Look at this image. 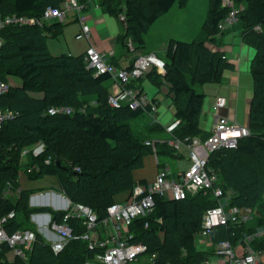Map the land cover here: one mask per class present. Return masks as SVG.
Here are the masks:
<instances>
[{
	"label": "trees",
	"instance_id": "1",
	"mask_svg": "<svg viewBox=\"0 0 264 264\" xmlns=\"http://www.w3.org/2000/svg\"><path fill=\"white\" fill-rule=\"evenodd\" d=\"M64 1L0 0V14L40 18L47 7L59 8ZM186 1L100 0L99 6L122 25L123 35L118 41L130 53H136L145 48L144 37L153 24L176 3L182 7ZM211 1L208 19L199 37L191 42L170 40L162 58L163 73L151 67V71L143 75L157 89L168 84L176 100L174 116L178 124L171 131L172 140L190 142L200 138L205 141L209 137L199 129L204 96L195 92V86L218 84L223 73L233 69L224 56L207 46L223 34L218 25L228 13L221 0ZM232 1L242 10L231 27L236 26L241 32L242 43L254 50L249 68L253 86L247 112L249 135L241 139L235 149L211 152L206 166L217 177L216 185L224 194L223 203L229 208L251 211L264 195V0ZM79 3L85 6L88 0H79ZM119 15H124L123 21L119 20ZM44 30L56 37L61 34L62 27L57 22L42 29L8 26L0 30L3 40L0 81L6 84L9 78L20 81L19 86H9L8 91L0 95V109L17 114L0 128V219L14 214L3 225L7 234L19 230L35 234L31 248L24 252L25 261L16 258L8 263L5 253L10 250L2 245L0 264H83L94 256L82 240L69 241L55 255L30 222L34 214H49L52 221L60 222L67 211L30 207L29 197L33 190H21L14 199L6 197V189L18 188L23 150L43 145L42 152L37 156L29 154L30 162L23 166L29 180L53 175L57 189L71 205L90 208L98 220L106 217L110 205L118 203L117 197L132 194L139 184L134 173L143 168L147 154H154L161 162L160 158L173 156L174 151L167 143L145 145V139L135 134L130 122L144 115L146 110H131L127 104L111 108L107 103L111 94L106 86L109 76H96L86 67L84 55H51ZM142 77L122 88L142 95L139 87ZM31 93H41L42 97L34 98ZM90 100H94V107L88 103ZM62 108L70 109L71 114H48L50 109ZM174 157L178 158V153ZM48 159L50 163L46 165ZM154 204L147 217L135 219L130 226L133 241L146 247V256L155 255V264L205 263L213 252L197 251L194 235L201 229L204 213L218 204L212 194L200 191L180 201L154 196ZM145 222L149 224L147 229L143 228ZM68 225L74 236L85 233L80 220L69 219ZM256 227L253 221L229 222L212 228L209 239L213 246L227 241L247 247L244 237L253 236ZM249 249L264 256V238L251 239ZM259 264H264V260Z\"/></svg>",
	"mask_w": 264,
	"mask_h": 264
},
{
	"label": "built area",
	"instance_id": "2",
	"mask_svg": "<svg viewBox=\"0 0 264 264\" xmlns=\"http://www.w3.org/2000/svg\"><path fill=\"white\" fill-rule=\"evenodd\" d=\"M93 0H88L85 6L79 3V0H65L59 8L47 7L40 18L19 16L16 14L1 15L0 14V30L8 26H37L45 27V23L55 20L63 22L69 12H80L88 7ZM223 7L228 8L226 19L218 25L219 30L223 31L228 27L236 24L237 15L242 7L234 5L232 0H221ZM81 32L76 39L85 37L91 39L89 28L84 25L80 16ZM119 20H124V15H119ZM46 35V33L44 34ZM3 44L0 38V48ZM130 50L132 45L129 44ZM83 61L88 69L93 70L96 76L108 75L113 85V91L107 98V103L111 108L118 109L123 104H127L131 110L142 108L149 109L154 112V107H149L150 103L144 95L138 92L123 89L131 80L141 78L147 69L156 67L159 73H163V62L153 55L139 56L129 69H117L113 65L106 62L96 48H89L84 54ZM9 85L0 81V95L6 93ZM225 101L218 98L211 108L213 114L217 117L216 124L211 131L209 137L205 141L193 139L190 142L185 140H172L168 145L178 153L183 145L189 149L191 166L184 171L171 172L168 169L159 170L153 182L145 191L142 187L136 186L132 193V198L127 203H115L107 208V215L102 220H98L96 214L88 207L81 205H71L64 210L67 213L61 218L60 222L52 221L49 214H34L31 220L39 228L49 229L51 233H55L52 239L45 236V240L56 255L60 253L71 240H82L86 242L88 250L94 252L91 260L85 261L83 264H135L140 257L146 256V247L139 242H135L134 233L130 229L133 221L137 218L147 217L154 209V196L161 197L165 200L180 201L187 196H194L196 193L210 192L215 200L218 201L217 206L208 209L202 217V225L199 235L202 238H208L212 228L227 225L229 222L238 223L241 220L236 208H230L225 211L222 202L224 196L222 189L216 185L217 177L210 168L206 166L208 156L211 152L220 149H235L238 142L249 135L246 126L230 124L225 117L219 115V111L224 109ZM48 114L53 116L57 114H71L70 109H50ZM16 113L9 110L0 109V128L16 117ZM177 123L168 127V131H172ZM147 145H150L147 143ZM43 145H38L32 150L34 156L42 152ZM26 150L22 151L25 155ZM49 159L45 161L48 165ZM13 213L0 219V246L5 245L13 254L26 260L24 252L31 248L35 240V234L29 230H19L12 234H7L4 229V223L7 219H11ZM77 219L82 222L85 233L80 236L72 234V228L68 225L69 219ZM245 219V218H244ZM149 227L148 222L143 225L144 229ZM243 254L239 257L235 256L231 244L227 241L216 245L215 253L224 264H259L263 259L261 253H254L245 247ZM155 255L147 256L146 264H155ZM26 264V263H24Z\"/></svg>",
	"mask_w": 264,
	"mask_h": 264
},
{
	"label": "crops",
	"instance_id": "3",
	"mask_svg": "<svg viewBox=\"0 0 264 264\" xmlns=\"http://www.w3.org/2000/svg\"><path fill=\"white\" fill-rule=\"evenodd\" d=\"M99 4H100V0H93L88 5V7L84 8L80 12V15H77V13L75 12H69L70 13L69 16L68 15H67L68 17L66 16L67 19L65 18L63 22H60V25L62 27L61 34L56 37H52L51 33L49 36V34L45 32L46 30L45 29L44 30V34L46 33L45 36L48 37L47 39H55L59 36H63L65 32L68 33V30L71 29L72 35L74 34V40L79 43H84V46L81 44H77L76 47L82 49L81 51L77 52L75 50L76 47H73L70 43L66 42L65 40L66 37H65L64 38L65 50L67 51L68 55L82 56L86 53L87 49L94 47L97 49L98 52H100L105 57L107 63L115 66L117 69H123V70L128 69L131 66L133 60L137 56H142L145 54H153L157 56V58L162 59L165 53V48H166L165 46L170 40L184 41L182 39L180 40V38L178 39L174 38L173 34L168 33L164 36L166 38L164 39L163 37L159 38V40H161L163 43L162 50L160 52L157 51L156 49L151 50L149 52L143 49L136 53H130L121 44V41H118V39L123 35V29H121L122 25L120 24L121 25L120 29L122 30V33H120L119 29L116 26V22H115V21L117 22L119 21L113 18L114 19L113 24L108 22L107 16L110 18H112V16L107 15L103 11V9L100 8ZM80 16L83 19L84 25H86L90 30V34H91L90 40L86 39L85 37H82L81 39H76L77 35H79V33L81 32V21L79 18ZM54 23H57V22L55 20L49 21L45 23V27H49L50 24H54ZM148 33L144 37L145 45L148 42L146 39L148 38L146 37L148 36ZM47 39H46V44L50 52L51 51L50 43L49 44L47 43ZM207 46L212 52H216L224 56L227 62L233 66L232 70H227L223 73L222 81L220 83L218 84L211 83V84L195 86V92L203 94L204 96L202 109H201V115L199 119V129L201 131V134L210 135L217 121V117L213 114L211 108L215 100L218 98H221L225 101L224 109L219 111L220 116L225 117L229 123H233V124H237L241 126L247 125L248 102L252 97V87H253V86L252 87L250 86L251 76H250L249 68H250V62L254 56V50L248 47L247 45H245L244 43H242L241 32L238 28H236V26H233L230 28L228 27V29H224L223 34L216 37L215 43L207 44ZM63 55H67V54H63ZM150 71H151V67L147 69V71L145 72L146 75ZM245 73L249 74L248 76L250 79H248V82H247V77L245 76L242 77ZM146 75L142 77L139 87L143 90L142 95H144V97L146 98L151 97V100L149 101L150 103L149 107H154L155 110L154 112L145 111L146 113H144V115H147L146 117L149 118L148 120L149 122L141 126H135V131L139 136L143 137L145 140L148 139L155 143L169 144L172 142L173 136L171 132L168 131L167 127H170L174 123L178 124V121L175 119V116H174L175 109H176L175 108L176 100L174 99L172 93L170 92V88L168 84L165 83L161 85L159 89H157L154 85H151V82H150L151 80ZM245 78H246V81H245ZM8 82H9L8 83L9 86L11 87L19 86V85L13 84L11 78L8 79ZM251 82H252V79H251ZM106 86L109 87L110 92L113 91V85L110 79L106 82ZM153 87H155V90ZM30 95L34 98L42 97L41 93H31ZM197 139L199 141L201 140L200 138H197ZM37 146L38 145H36L35 147ZM35 147L31 149H25L27 151L25 155L21 153L20 163L21 161H24L25 162L24 165H25L27 162H30V157L28 155L29 154L33 155L32 150ZM163 157H166V156H163ZM154 161L157 167V171L154 174L152 180L144 186L140 185L145 191L147 190L149 185L153 182L159 170L168 169L167 161L164 158L160 160L161 162H159L157 160V157H155L154 155ZM168 170L171 172L184 171V170H179L177 167H174V169H168ZM24 173L26 175L25 168H24ZM135 180L139 182V181H143L144 178L139 177L138 175V178L136 177ZM17 182H18V188L14 189V191L10 190L8 196L6 193V197L12 198L13 195L15 197H18L21 190H33L34 192L29 197L30 207L34 208V207L50 206V208L55 211H64L71 206L70 201L61 192H59L56 186L52 188L54 189V191L52 189H44V188L22 189L20 186L19 177L17 179ZM223 205H224L225 211L228 212L230 208L227 207L225 203H223ZM238 215H240V218H241L239 222L253 221L254 223H256V226H257L256 232L253 234V236L244 237L245 242L248 243L247 248H249L251 239L264 238V221L259 226L257 225L258 222H260L261 220H264V195L262 196L259 204L253 210L251 211L250 210H243V211L238 210ZM30 222L31 223L33 222L32 224L36 227V225L34 224V221L30 219ZM35 229L42 238L47 236L53 239L56 236L55 233H51L49 229H44V228L39 229L37 227ZM199 232L194 235L195 249L197 251L204 252V253H207V252L209 253L210 249L214 251L212 257L209 256L206 262L203 264H208L210 259L212 261H215L216 262L215 264H224L222 259L218 255H216L215 253L216 245L215 246L212 245L209 239L210 236L207 239L202 238L199 235ZM231 246L234 250L236 257L241 256L244 250L246 249L245 248L246 246L241 245V244H236V245H231ZM145 257L147 260V256ZM16 258L18 257H16L12 251H8L5 253V259L8 263H13L16 260Z\"/></svg>",
	"mask_w": 264,
	"mask_h": 264
},
{
	"label": "rangeland",
	"instance_id": "4",
	"mask_svg": "<svg viewBox=\"0 0 264 264\" xmlns=\"http://www.w3.org/2000/svg\"><path fill=\"white\" fill-rule=\"evenodd\" d=\"M211 5H212L211 0H187L186 4L182 7L179 6L178 3H176L166 15L162 16L159 20H157L156 23H154V26L149 31L148 36H146V37H148V38H146L148 42L146 43L147 47L145 45L144 50L149 52L151 50L156 49L157 51L160 52L162 50L163 43L161 40H159V38L160 37H163V39L166 38L164 36L168 33L173 34L174 38H177V39L180 38V40L182 39V40L187 41V42H191L194 37H195L194 38V40H195L199 36L200 31L203 29L204 23L208 19L209 9L211 8ZM69 14L70 13H68L67 15L69 16ZM113 18H114V16L112 18L107 16L108 22L113 24L114 23ZM115 22H116V26L119 29L120 33H122V30H121L122 28L120 29V27H121L120 23L117 21H115ZM68 25H70V24H68ZM65 37H66V39H65L66 42L70 43L73 47H76L77 44H81L84 46V43H79V42H76L74 40V34L72 35V31H71V29H69L68 33L65 32V34H63V36H59L55 39H47V43L48 44L50 43V50H51L50 54L51 55H54V56H60L63 54L68 55L67 51L65 50V40H64ZM75 50L77 52H79L82 49L76 47ZM136 51H138V50H136ZM147 55H153V54H145L142 56H147ZM153 56H155V55H153ZM137 57H139V56H137ZM155 57H157V56H155ZM160 60L162 61V59H160ZM248 75H249L248 73H245L242 76V77H244V76L247 77V82H248V79H250ZM11 80H12L13 84H16V85L20 84V81L17 78H11ZM245 81H246V78H245ZM251 83L252 82L250 79V86L252 87ZM151 85H153L152 82H151ZM153 88L155 90V87H153ZM146 99H147V101H150L151 97L146 98ZM90 101L88 103H90V105L92 107H94L96 105L94 100H90ZM64 109H66V108H62V110H64ZM146 111L150 112L149 109H147ZM146 116L147 115L141 116L138 120H134V121L130 122L131 127L134 128L133 131H135V126H141V125L149 122L148 121L149 118ZM230 124H233V123H230ZM135 134L138 135L136 133V131H135ZM147 143L152 144V141L147 139L144 141V144L147 145ZM172 155L173 156L168 155L166 157L160 158V159L164 158L167 161L168 169H174V167H177L179 170H187L191 166L190 152H189V149L187 147H185L183 145L180 147V150L178 151V158L174 157L177 155V152L173 151ZM24 163H25L24 161H21L20 171H19V181H20V186L22 189H25V188L52 189L56 186V178L53 175H45L43 179H37V180H33V181L29 180L24 173V169L22 168ZM27 164H29V162H27ZM156 171H157V167H156V164L154 161V155L147 154L144 157L143 168L134 173L135 178L136 177L138 178V175H139V177L144 178L143 181L137 182V183H139L137 186L141 187L140 185L144 186L148 182H150L152 180L154 174L156 173ZM52 190L54 191V189H52ZM9 191H10L9 189H6L7 196L9 195ZM132 193H133V191H132ZM14 198H15V196L13 195L12 199H14ZM131 198H132V194L130 196H128V195L127 196L126 195L120 196V197L116 198V202L127 203L131 200ZM48 207L50 208V206H48ZM209 252L212 253L214 251L212 249H210ZM254 253L257 254L258 252H254ZM263 259H264V256H263ZM215 263L216 262L212 261L211 259L208 262V264H215ZM135 264H146V257H140L138 262Z\"/></svg>",
	"mask_w": 264,
	"mask_h": 264
},
{
	"label": "water",
	"instance_id": "5",
	"mask_svg": "<svg viewBox=\"0 0 264 264\" xmlns=\"http://www.w3.org/2000/svg\"><path fill=\"white\" fill-rule=\"evenodd\" d=\"M58 165V164H57Z\"/></svg>",
	"mask_w": 264,
	"mask_h": 264
}]
</instances>
